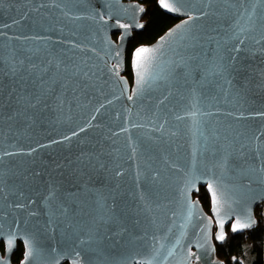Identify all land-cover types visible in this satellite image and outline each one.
<instances>
[{"label": "water", "instance_id": "1", "mask_svg": "<svg viewBox=\"0 0 264 264\" xmlns=\"http://www.w3.org/2000/svg\"><path fill=\"white\" fill-rule=\"evenodd\" d=\"M143 2L0 0V264H226L258 226L264 0H158L130 81Z\"/></svg>", "mask_w": 264, "mask_h": 264}, {"label": "trees", "instance_id": "2", "mask_svg": "<svg viewBox=\"0 0 264 264\" xmlns=\"http://www.w3.org/2000/svg\"><path fill=\"white\" fill-rule=\"evenodd\" d=\"M147 8L146 25L143 30L134 33L127 51L126 75L132 81L131 57L133 50L143 44H151L164 32L171 28L178 19L166 14L159 6L158 0H144ZM116 38V36H115ZM204 209L210 213L211 200L205 187H201L195 195ZM264 203L256 209L259 224L244 233L234 232L231 226L227 228V235L221 242H216L217 256L226 264H264ZM24 256V247L19 243L18 250L13 256V262L19 264Z\"/></svg>", "mask_w": 264, "mask_h": 264}, {"label": "snow or ice", "instance_id": "3", "mask_svg": "<svg viewBox=\"0 0 264 264\" xmlns=\"http://www.w3.org/2000/svg\"><path fill=\"white\" fill-rule=\"evenodd\" d=\"M160 2H161L162 6L164 8H167L169 10H175V9L172 8V6L169 3L166 2V0H160ZM150 51L151 50L150 49H147V48H141V49H139L137 51V53H136V56H137V67L140 66V61H141V59L143 57V54L144 53H147V52H150ZM249 226L250 225L247 224V223H241V222L237 221V224L234 226V230H238V229H242V228H247ZM219 239H221V240L224 239L223 234L220 235Z\"/></svg>", "mask_w": 264, "mask_h": 264}, {"label": "flooded vegetation", "instance_id": "4", "mask_svg": "<svg viewBox=\"0 0 264 264\" xmlns=\"http://www.w3.org/2000/svg\"><path fill=\"white\" fill-rule=\"evenodd\" d=\"M144 3V2H143ZM145 5V4H144ZM146 6V5H145ZM144 20H145V18H144ZM145 22H146V20H145ZM145 25H146V23H145Z\"/></svg>", "mask_w": 264, "mask_h": 264}, {"label": "rangeland", "instance_id": "5", "mask_svg": "<svg viewBox=\"0 0 264 264\" xmlns=\"http://www.w3.org/2000/svg\"><path fill=\"white\" fill-rule=\"evenodd\" d=\"M260 209H264V207H261ZM262 211H264V210H262Z\"/></svg>", "mask_w": 264, "mask_h": 264}]
</instances>
